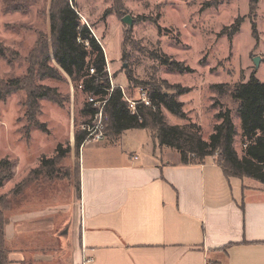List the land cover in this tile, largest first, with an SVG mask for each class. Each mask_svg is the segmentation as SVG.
Segmentation results:
<instances>
[{"label":"rangeland","instance_id":"1","mask_svg":"<svg viewBox=\"0 0 264 264\" xmlns=\"http://www.w3.org/2000/svg\"><path fill=\"white\" fill-rule=\"evenodd\" d=\"M5 1L0 0V42L17 51L19 57L12 65L0 57V77L24 76L29 67L28 56L37 41L42 38L51 44V0H34L27 11L14 13L5 11ZM250 1L76 0V3L81 23L90 27L103 48L108 76L114 86H123L133 98L138 96V87L150 89L154 84L164 85L165 81L190 87L179 98L184 101L190 120L200 125L205 139L218 122L215 113L221 107L230 108L238 131L234 146L242 156L244 144L237 102L229 91L220 95L211 86L226 83L232 89L252 74L264 82V0H258L253 12ZM126 15L133 20L131 27L122 20ZM160 52L184 61L195 71L170 72L154 57ZM256 57H259L257 67ZM52 65L56 66L54 61ZM40 83L56 87L62 100V104L41 100L38 118L47 124L48 132L26 131L25 91L13 93L0 102V159L9 157L14 162L13 177L0 187V196L10 197L43 157L55 155L58 144L64 147L70 144L72 152L59 161L60 173L54 183L33 181L24 186L25 196L17 199L20 203L5 228L6 242L12 264H72L73 248L79 244L81 190L77 182L81 151L88 156L102 152L105 142L114 137L106 131L105 118V137L94 140L92 135L77 153L76 133L83 130L84 124L93 123L82 112L89 94L83 91L80 82L73 81L62 70L60 79L44 78ZM163 112L170 124L188 123L165 109Z\"/></svg>","mask_w":264,"mask_h":264},{"label":"crops","instance_id":"2","mask_svg":"<svg viewBox=\"0 0 264 264\" xmlns=\"http://www.w3.org/2000/svg\"><path fill=\"white\" fill-rule=\"evenodd\" d=\"M105 143L81 151L72 264H264L263 182L227 177L212 156L182 164L149 129Z\"/></svg>","mask_w":264,"mask_h":264},{"label":"trees","instance_id":"3","mask_svg":"<svg viewBox=\"0 0 264 264\" xmlns=\"http://www.w3.org/2000/svg\"><path fill=\"white\" fill-rule=\"evenodd\" d=\"M34 0H6V12H25ZM258 0L250 1V11L256 10ZM253 31L256 32L255 24ZM51 44L40 38L36 47L28 56V71L24 76L0 77V102L6 101L13 93L20 90L26 92L24 102V127L29 132L38 129L48 132L47 124L39 120L41 100L47 99L56 104H62L60 93L56 87L40 83L44 78L60 79L61 70L80 86L89 96L104 99L109 96L105 112L109 119L106 123L113 137L119 136L130 128L149 129L161 147L167 146L179 153L182 164L203 163L208 156H214L227 177H253L264 183V82L254 74L245 82L228 89L226 83H215L211 87L222 95L229 91L237 102V115L241 123L243 137V154L239 156L235 149V137L238 134L230 108L221 109L215 113L218 120L208 139L203 138L200 125L192 122L185 110V103L179 99L181 94L190 91V87L180 83L164 85L154 84L148 89L152 106L137 105L132 112L124 99L119 86H114L110 92L111 81L106 69V58L99 40L94 36L87 24L81 23L76 0H51L50 11ZM233 33L229 34L232 37ZM0 57L11 65L19 57L15 50L0 42ZM170 72L191 73L195 69L184 61H178L164 52L154 56ZM52 61L56 66L52 65ZM94 68V73L90 69ZM134 81L132 75H128ZM169 112L186 124H170L165 120L163 110ZM84 114L93 119L97 109L87 101L84 104ZM88 135L86 129H81L75 135V151L79 153ZM70 152L72 146L58 144L55 155L43 157L38 167L31 170L28 177L19 183L10 197L0 196V264H10V249L6 242L5 228L10 214L16 210L22 196H25L24 186L33 181L54 183L60 173L58 163ZM14 162L9 157L0 159V187L10 180L14 174ZM80 187V177L77 182Z\"/></svg>","mask_w":264,"mask_h":264},{"label":"built area","instance_id":"4","mask_svg":"<svg viewBox=\"0 0 264 264\" xmlns=\"http://www.w3.org/2000/svg\"><path fill=\"white\" fill-rule=\"evenodd\" d=\"M108 71H109V68H108ZM90 72L94 73V68H91ZM119 87L121 88L123 97L128 102V105L132 112H135L137 110V105L139 104H144L145 106H149V107L152 106V101L149 96L148 89L146 87L144 86L138 87L137 98L131 97L130 94H128V91L123 86L120 85ZM113 88H114V84L111 81L110 92L113 90ZM108 99H109V96H107V98H104V99H98L95 96H89L88 101L93 105V107L97 109V112L95 113L93 117V121H92L93 123L83 125V129H86L88 131V135H87L85 142H87V140L92 135H94V140H100L105 137L104 132H103V121L105 118H107V120L109 119L108 114L105 112V107L108 102ZM90 260H91V257H87V259H85V261L87 262H89ZM206 264H213V263L207 262Z\"/></svg>","mask_w":264,"mask_h":264},{"label":"water","instance_id":"5","mask_svg":"<svg viewBox=\"0 0 264 264\" xmlns=\"http://www.w3.org/2000/svg\"><path fill=\"white\" fill-rule=\"evenodd\" d=\"M122 20H123L124 23H127L130 27L133 24V20H132V18L129 15H126L125 17H123ZM254 63L256 65V67L259 65V57H256L254 59Z\"/></svg>","mask_w":264,"mask_h":264}]
</instances>
